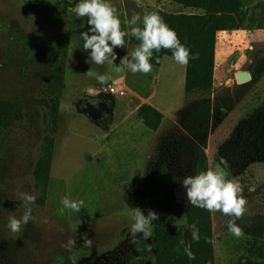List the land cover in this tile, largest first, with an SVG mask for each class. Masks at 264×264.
Listing matches in <instances>:
<instances>
[{"label":"rangeland","instance_id":"1","mask_svg":"<svg viewBox=\"0 0 264 264\" xmlns=\"http://www.w3.org/2000/svg\"><path fill=\"white\" fill-rule=\"evenodd\" d=\"M79 2L0 0V99L15 100L22 113L12 130L0 135L10 153L0 158V264H154V248L139 258L127 256L133 245L131 207H139L145 216L149 210L156 212L159 220L153 225L186 226L182 181L197 175L194 148L199 147L205 151L207 170L226 162L222 166L227 178L240 185L247 200L237 221L243 231L239 238L227 229L229 216L210 211L216 264H264V0H242V27L217 34L214 82L208 94L211 113L205 123L191 122L190 106L204 95L185 93V65L171 56L163 55L159 65L151 63L147 74L132 73L126 65L139 45L125 41L122 48L129 55L116 47L112 63H93L91 49L84 50L79 39L89 27L87 18H78L74 11ZM120 2L117 15L121 30L128 33L126 22L134 12L142 28L145 13L193 10L174 0ZM30 3L47 5L48 12L31 14ZM239 71L249 78L237 81ZM96 74L109 78L101 84ZM108 83L125 94L103 93L111 107L108 118L99 121L77 102L97 97L89 90ZM55 102L57 113L52 110ZM143 102L163 113L156 130L136 115L135 107ZM45 134L54 143L47 197L37 204L32 169ZM161 163L174 177L173 187L150 200L146 179ZM23 192L35 196L30 205L33 219L14 233L8 220L22 217ZM65 196L83 200L80 212H60ZM85 233L91 247L82 246ZM69 238L76 239L71 251L62 247Z\"/></svg>","mask_w":264,"mask_h":264},{"label":"trees","instance_id":"2","mask_svg":"<svg viewBox=\"0 0 264 264\" xmlns=\"http://www.w3.org/2000/svg\"><path fill=\"white\" fill-rule=\"evenodd\" d=\"M174 1L193 10L171 12L158 9L156 13L176 32L181 44L190 50L189 62L185 65L184 91L185 93L198 91L204 97L190 106L189 118L192 123H205L208 122L211 113L208 94L214 82L217 34L221 30L242 27V0ZM67 7L70 9L71 4H68ZM27 10L31 14L46 13L48 6L30 3ZM61 11L65 13L66 9L63 8ZM124 40L129 44H140V41L130 33ZM196 53H199L198 59H192V55ZM163 55L173 58L172 50L162 48L159 52L153 50L149 62L159 65ZM157 58H159V62H157ZM252 80H254L253 77ZM52 110L55 113L58 112V102H55ZM136 115L148 128L153 130L159 127L163 118V113L147 102L138 105ZM21 118L22 113L15 100L0 99V135L12 130L17 120ZM53 143L52 136L48 134L43 136L39 155L32 169L33 187L38 193L37 204H44L47 197ZM205 143L206 140L202 139L203 146ZM8 148V143L0 137V158L2 160L10 154ZM194 151H196L194 167L196 173L199 174L207 170L206 154L201 147L194 148ZM173 183L174 177L169 174L167 165L161 163L157 170L149 174L146 179V195L150 200L158 199L172 189ZM186 222V226L181 223H156L153 225L154 264H216L210 211L188 204ZM193 226L198 229L199 241L192 239ZM181 240L184 241L183 245H180ZM178 245L179 250H177ZM149 246L148 239L144 240L142 237H138V243L129 248L127 256L130 259L145 256L149 252ZM185 247H190L195 259H189L185 255Z\"/></svg>","mask_w":264,"mask_h":264},{"label":"clouds","instance_id":"3","mask_svg":"<svg viewBox=\"0 0 264 264\" xmlns=\"http://www.w3.org/2000/svg\"><path fill=\"white\" fill-rule=\"evenodd\" d=\"M78 18H87L86 23L89 26L87 31L80 33L79 39H82L84 50L91 49L90 59L97 65H103L105 62L112 63L116 59L113 49L124 47V37L129 35L128 32L121 30V21L118 18L116 8L110 0H81L75 9ZM141 17L138 13H133L131 19L127 20V26L130 27V35L135 37L140 44L131 51V60L127 63V68L132 73L151 72L152 65L149 62L153 50L159 52L163 49H170L173 53L174 60L181 64L187 65L190 57V50L181 44L176 32L171 29L156 12L145 13L143 16V27L138 26ZM91 33V35L89 34ZM110 42V43H109ZM199 53L192 55V59H198ZM159 62V58H157ZM117 71L120 69L117 68ZM89 76L93 73L89 70ZM109 77L106 75L96 74L97 82L103 84ZM226 162L215 164L212 168L200 172L197 175L185 176L182 184L186 189L187 202L192 206L199 207L208 211H219L229 216L227 229L236 237L243 236V231L239 224L245 211L247 200L243 195V190L238 183L228 179V172L222 166ZM20 199L24 202L25 210L21 218L10 216L8 228L12 232H19L22 225H26L33 219L30 205L34 203L35 196L27 192L20 193ZM62 207L60 212L65 209L80 212L84 202L76 201L65 196L60 201ZM131 223L130 243H138V237L147 240L152 237L153 221L159 220V215L149 210L147 216L139 207H131L129 213ZM142 234V235H140ZM192 239L199 241V232L193 226ZM83 247H91L92 240L83 234ZM184 241H180L183 245ZM76 246V239L69 238L65 244H62L66 250L71 251ZM149 250L151 247L149 246ZM179 250V245L178 249ZM184 253L189 259H195L194 253L190 247L184 248Z\"/></svg>","mask_w":264,"mask_h":264},{"label":"flooded vegetation","instance_id":"4","mask_svg":"<svg viewBox=\"0 0 264 264\" xmlns=\"http://www.w3.org/2000/svg\"><path fill=\"white\" fill-rule=\"evenodd\" d=\"M78 105H82L81 107L89 111L90 113H94L93 115L97 117V120L101 121L103 118H108L107 113L106 116L101 117L100 111L109 110L111 107L110 97L107 94H101L97 97H81L78 102ZM84 105V106H83ZM104 120V119H103Z\"/></svg>","mask_w":264,"mask_h":264},{"label":"built area","instance_id":"5","mask_svg":"<svg viewBox=\"0 0 264 264\" xmlns=\"http://www.w3.org/2000/svg\"><path fill=\"white\" fill-rule=\"evenodd\" d=\"M89 93L91 95H96V93L98 95L103 94V93H109V94H118L121 96L125 94V90L121 87L108 83L104 87H101V88H95V87L92 88L91 90H89Z\"/></svg>","mask_w":264,"mask_h":264},{"label":"water","instance_id":"6","mask_svg":"<svg viewBox=\"0 0 264 264\" xmlns=\"http://www.w3.org/2000/svg\"><path fill=\"white\" fill-rule=\"evenodd\" d=\"M110 2L116 8L117 14H119L121 12V8H122L120 0H110ZM248 78H249V76L245 72L239 71L237 73V81L247 80ZM108 112H109V110L100 111V116L104 117L107 115Z\"/></svg>","mask_w":264,"mask_h":264},{"label":"crops","instance_id":"7","mask_svg":"<svg viewBox=\"0 0 264 264\" xmlns=\"http://www.w3.org/2000/svg\"><path fill=\"white\" fill-rule=\"evenodd\" d=\"M72 7H70V9H71ZM73 8H75V7H73ZM121 50H125V52H126V55H129V50L127 51V49H124V48H122ZM133 50H134V48H133ZM101 95V94H100ZM98 96V95H97ZM140 105V104H139ZM138 107V106H137ZM137 107H135V111H136V109H137ZM149 239H150V237H149ZM153 239H150V241H152ZM153 242V241H152ZM151 248L153 249L154 247H153V243H152V246H151ZM153 255H154V253H153ZM153 263H154V259H153Z\"/></svg>","mask_w":264,"mask_h":264}]
</instances>
